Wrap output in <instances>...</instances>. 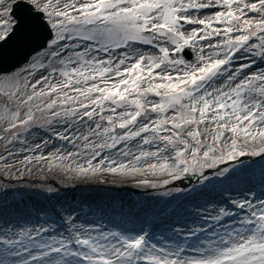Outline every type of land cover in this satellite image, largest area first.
<instances>
[{"label":"snow or ice","instance_id":"6c2138e0","mask_svg":"<svg viewBox=\"0 0 264 264\" xmlns=\"http://www.w3.org/2000/svg\"><path fill=\"white\" fill-rule=\"evenodd\" d=\"M40 165L176 203L114 230L42 183L0 264H264V0H0V189Z\"/></svg>","mask_w":264,"mask_h":264},{"label":"rangeland","instance_id":"374dc122","mask_svg":"<svg viewBox=\"0 0 264 264\" xmlns=\"http://www.w3.org/2000/svg\"><path fill=\"white\" fill-rule=\"evenodd\" d=\"M242 159L259 160L248 157ZM149 178L158 179L151 176ZM136 179L138 177L119 173H104L85 179L55 169L49 170L44 165L36 166L31 175L26 174L22 179L12 180V187L0 189V227L32 226V222L38 220L39 209L48 207L50 200L56 203V196H49L37 187L45 182L59 189V199L72 204L90 221L106 225L107 228H112L115 224L121 228L136 227V219L128 214L129 206L158 209L175 206L176 201L159 196L156 190L135 187ZM185 185L191 186L188 180H184L179 187Z\"/></svg>","mask_w":264,"mask_h":264},{"label":"bare ground","instance_id":"6f19581e","mask_svg":"<svg viewBox=\"0 0 264 264\" xmlns=\"http://www.w3.org/2000/svg\"><path fill=\"white\" fill-rule=\"evenodd\" d=\"M112 229H114V230H120V229H122V228H121L120 225L115 224V225H113Z\"/></svg>","mask_w":264,"mask_h":264},{"label":"water","instance_id":"95a60500","mask_svg":"<svg viewBox=\"0 0 264 264\" xmlns=\"http://www.w3.org/2000/svg\"><path fill=\"white\" fill-rule=\"evenodd\" d=\"M178 182H175V185L177 184Z\"/></svg>","mask_w":264,"mask_h":264}]
</instances>
